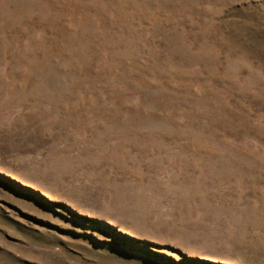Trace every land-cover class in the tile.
Returning <instances> with one entry per match:
<instances>
[{"label": "rangeland", "instance_id": "obj_1", "mask_svg": "<svg viewBox=\"0 0 264 264\" xmlns=\"http://www.w3.org/2000/svg\"><path fill=\"white\" fill-rule=\"evenodd\" d=\"M0 264H264V0H0Z\"/></svg>", "mask_w": 264, "mask_h": 264}]
</instances>
